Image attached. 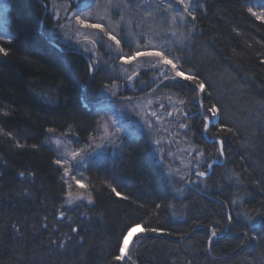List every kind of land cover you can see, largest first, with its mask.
Here are the masks:
<instances>
[{"label": "trees", "instance_id": "1", "mask_svg": "<svg viewBox=\"0 0 264 264\" xmlns=\"http://www.w3.org/2000/svg\"><path fill=\"white\" fill-rule=\"evenodd\" d=\"M5 1L12 39L0 42L9 52L7 57L0 55V110L9 115H0V127L14 139L0 135V264H121L113 256L122 232L146 220L172 235L148 234L135 240L130 251L136 264H264V214L257 215V210L264 213V64L259 62L264 59V21L248 11L259 0H189L202 7L192 9L196 21L186 17L195 28L191 49L183 53L184 68L207 82L211 95L204 97L205 107L216 102L222 110L219 122L238 130V135L220 133L216 125L204 132V113L199 114L193 100V85L161 86L187 101L194 113L196 146L208 163L218 161L204 179L206 190L175 192L144 134L123 138L122 154L112 164L86 170L87 193L94 203L70 209L62 207L66 188L46 143L47 129L62 134L71 124V134L83 145L96 126L103 85L125 83L98 66L91 74L86 51L65 47L59 39L49 42L53 26L45 14L48 0ZM97 51L107 58L103 47L98 45ZM139 80L149 83L143 73ZM61 83L57 104L45 105L38 99V94L57 92L54 86ZM123 96L138 95L124 89ZM213 133L224 139L226 157L218 156ZM16 140L25 146L16 148ZM33 144L38 147L33 149ZM234 170L243 172L244 185L225 178ZM256 180L262 183L254 184ZM236 196L244 203L232 206ZM156 203L161 204L159 210L152 207ZM244 212L252 224L243 218ZM228 215L233 217L231 224ZM213 226L217 238L209 245ZM244 232L249 236L243 237ZM209 248L210 255L205 251Z\"/></svg>", "mask_w": 264, "mask_h": 264}, {"label": "snow or ice", "instance_id": "2", "mask_svg": "<svg viewBox=\"0 0 264 264\" xmlns=\"http://www.w3.org/2000/svg\"><path fill=\"white\" fill-rule=\"evenodd\" d=\"M156 7L159 9L157 12L153 9L152 0H140V2L133 4L132 0H91V2H85L83 5H78L79 11H73L69 6H63V11L65 12L64 19L67 21L69 27H73L75 25L74 31L72 35H66L64 37L65 40L71 41L73 36L81 37L84 41V51H88L87 44L96 45L99 44L101 47L104 46V39L110 41L112 45H115V55H109V60H119L122 64H130L134 61H138L147 68L155 71L156 75L154 77V83L158 81L157 87L160 85H164L166 87H182L181 82H187L189 85H193L194 87L191 89L196 95H194L193 100L199 105V109L204 113L202 115V123L203 130L205 133L209 132L211 126H218V130L220 133H232L234 136L238 135V130L234 129L228 124H223L219 122V115L221 113V108L218 106L216 102H212L210 106L205 107L204 97L210 96L211 92L209 90L207 82L198 74L193 72L191 69L185 70L184 68V57L183 53L191 49V42L194 39L193 37V29L195 25H189L186 21V17H190L192 21H196L197 17L193 12V7L200 8L202 7L200 4L192 5L189 0H175L177 5H181L183 7V13H180L178 10L173 14V9L171 8V4L169 0H155ZM164 5H167L165 7ZM54 9H59V5H54ZM135 7L136 11H140L143 9L142 15L137 18L127 17L126 13ZM248 11L251 15L255 16L256 19L264 21V16L257 15L256 12L252 11L251 8H248ZM113 12H119V19L116 21L115 25H113ZM166 13V15H165ZM57 22L60 21L59 11H56L55 16ZM61 28L64 27L63 24L60 25ZM84 29L86 31H81ZM183 29V31H181ZM124 32L125 35L123 37L120 36V33ZM102 34V35H101ZM239 34V33H237ZM54 33H49L47 39L49 42L58 39ZM0 39H4V37H0ZM10 39V37H9ZM76 44H81V39H76ZM127 44L130 48L128 53L123 51L124 45ZM134 45V47H132ZM113 49L111 45H109L108 52L111 53ZM179 53V54H178ZM94 54V53H93ZM0 55L7 57L9 52L4 48L0 47ZM91 59V57H90ZM261 64H264V59L259 61ZM98 62L93 60L92 65L97 64ZM90 68L93 72L98 71V67ZM139 74L136 71H133L131 75H127L125 73L126 79L131 85L134 80L137 78ZM121 85L115 83H105L101 89L103 92H107L110 96H116L117 91ZM57 89V92H52L51 90L45 94H38V99L43 102L45 105H55L58 103V92L63 90V84L54 86ZM155 91V89H153ZM129 102H131V99ZM169 100L172 98L169 97ZM178 102L180 105H184L185 101L180 99L179 96L176 97V100L173 101V110L167 111V117H172L174 119V113L180 114L181 109L175 106V103ZM154 102L152 100L147 101V106L151 107ZM157 104L161 108H164V105L159 101H156ZM138 107V106H136ZM261 107H264V102H261ZM210 114V115H209ZM0 115L8 116L9 112L0 110ZM144 126L152 132L153 130L159 132L161 129L158 127L160 124H164L166 117H163L156 111H152L150 113H146L145 117H142ZM187 119L186 113H184L183 119H181L176 127L180 130L177 131L175 135L179 136L182 133L186 134V130L188 129V125L184 122ZM155 121V122H153ZM171 122V121H169ZM69 132L62 133L61 136L51 137V142L56 145L59 150L62 145L65 146V151L62 155L58 156L57 159L53 161L59 168L63 169L64 174L61 178L63 183L67 185L68 192L66 195V202L71 205L77 200H84L85 197L83 195L73 196L72 187L73 183L69 182V178L72 182L75 183L81 189H86V185L82 183L79 179L76 178L74 171L72 170L73 165H79L84 163L82 154L83 149L80 151H76L74 149L67 148V142L62 139V137L68 136L72 130L73 125H69ZM166 131L171 135V130L165 127ZM48 133L54 134L56 129L53 127H49L47 129ZM98 134H102V138H106L112 143L117 150H120L123 145L119 143V137L117 136L116 131L112 130V125L108 122H100L97 121L96 126L89 133V140L96 139ZM0 135H6L8 139H14L13 134L10 132H6L2 127H0ZM211 139L213 143L217 145V152L219 157H226V149H225V141L223 138H219L216 133H213ZM157 146V150L159 152L160 147L163 144V140L157 137L154 141ZM16 148H23L25 145L21 144L19 140H16L14 145ZM38 145L33 144L32 148H37ZM186 151V150H185ZM171 155V153H169ZM193 156L196 163L199 164L201 157L204 156L203 152H198L195 149L193 152L188 153ZM242 160L245 158L242 156ZM162 163V161H161ZM217 161L213 160L211 163H208L207 170L205 171H196L195 175L199 178H205L208 176V170L213 169V165L216 164ZM68 165V167H66ZM248 168L245 167L243 172H247ZM243 172L239 170L231 171L226 174V179L230 182L234 183L237 186L244 185L246 178L243 175ZM177 173H179V169H177ZM177 173L166 172L165 175L169 177L175 176ZM31 172L28 173V176H32ZM19 176L21 178L25 177V172H19ZM184 176H180V180H184ZM171 183V181H169ZM191 183V181H189ZM254 184H261V181H253ZM113 192H116V195L121 199H127V197H123L119 192L116 191L115 188H112ZM177 192H182L183 190L180 188L176 189ZM243 204V198L240 196H236L230 203L232 206L237 205V203ZM87 203L89 205L94 203V200L91 197V193H89L87 197ZM141 208L144 207L143 204L139 205ZM155 210H159L161 208V204L156 203L152 206ZM171 207V205H169ZM146 216L148 215L147 210L144 213ZM264 213L259 212L257 210V215H261ZM155 215V212H153ZM243 218L248 221L249 224H252V217L248 212H244L241 214ZM65 213L63 211L60 212V219L64 218ZM229 224H231L233 217L228 215L227 217ZM220 221H215V224H219ZM142 227L144 234H155L157 236H165L172 235L171 232L165 230L164 228L153 226L149 221H144L143 224L137 225L133 224L128 227L126 231L122 232L120 242L117 245L118 254L113 256V260L120 261L121 264H136L135 261L131 258L130 251V236L133 230L136 227ZM200 225H197L199 227ZM15 228V225L13 226ZM230 230V229H229ZM17 233H20L19 229H16ZM72 233H77V228H71ZM188 234L186 233L185 236ZM248 232L243 233V237H248ZM217 238V231L213 226L211 229V235L209 236L208 243L211 245L213 240ZM251 239H256L255 236L250 237ZM69 240L73 239V237H68ZM80 240H83V237H80ZM55 243V241H53ZM59 247L61 249L65 248V242L61 241L59 243ZM240 247H243L241 244ZM206 252L211 254L210 248L205 249Z\"/></svg>", "mask_w": 264, "mask_h": 264}, {"label": "rangeland", "instance_id": "3", "mask_svg": "<svg viewBox=\"0 0 264 264\" xmlns=\"http://www.w3.org/2000/svg\"><path fill=\"white\" fill-rule=\"evenodd\" d=\"M85 2H91V0H48V7H46L45 14L50 16L52 22V32L56 36H58L59 41L61 44L68 48H74L79 51H84V41L81 37L73 36L71 41H67L64 39L66 35H72L75 25L73 27H69L67 21L64 19L65 12L63 11V6H69L73 11H79L78 5H83ZM133 4L140 2V0H132ZM171 4V8L173 9V14L178 10L180 13H183V7L181 5H177L175 0H169ZM153 9L159 12V9L156 7L155 0H152ZM54 5H59V9H54ZM167 7V5H164ZM7 2L5 0H0V37H4V39H0V42H9L12 39V35L9 30L8 18H7ZM252 11L256 12L257 15H264V0H259V2L252 3L251 6ZM59 11L60 21L57 22L55 16L56 11ZM143 13V9L140 11H136L135 7L130 9L127 13V17H137L139 18ZM166 15V13H165ZM119 19V12H113V20L112 23L115 25L116 21ZM186 19V18H185ZM63 24L64 27L61 28L60 25ZM183 29H181L182 31ZM81 31H86L81 29ZM102 35V34H101ZM120 35H125L124 32H121ZM10 37V39H9ZM76 39H81V44H76ZM99 44L92 45L87 44L88 51H86L90 57L91 62L89 61V65H92V61L95 60L98 63L92 65V67H101L103 70H107L109 74L116 77L120 82L121 80L125 83V86H120L116 96H110L107 92H102V101L97 103L101 105L97 112L96 117L97 121L100 122H108L112 125V130L116 131L117 136L120 138L119 143L122 142L123 138H140L143 137L145 134L149 141V148L150 151L153 153L156 164L162 169L164 176L171 181V186L175 187V192L177 188L184 189V188H192L195 190H200L204 192L206 190L204 185L205 178H199L195 175L196 171H205L207 170L208 159L205 155L203 149L196 146L193 137V129H192V119L194 117V113H192L190 109V105L185 101L184 105H180L178 102L175 103V106L181 109L180 114L174 113V119L172 117H167V111L173 110V101L176 100L177 95L164 89L160 85L157 87L158 81L154 83V77L156 75L155 71L146 67V65L134 61L130 64H122L119 60H109V55H115L114 49L115 45H112L110 41L104 39V53L106 55V59H103L102 55L98 54L97 47ZM109 45L113 51L111 53L108 52ZM134 47V45H132ZM125 53L130 51V48H126ZM94 53V54H93ZM133 71H136L138 74L143 73L144 76L149 79L148 85H144L139 80V75L134 80V82L129 85L125 73L127 75H131ZM183 82V81H182ZM122 83V82H121ZM121 85V84H120ZM124 89H128L136 93L138 96L137 98L131 99L129 102L128 97H124ZM147 89V90H145ZM155 89V91H153ZM145 91H149L144 93ZM122 95V96H121ZM171 97L172 99L169 100L168 98ZM180 98V97H179ZM182 99V98H180ZM120 100V101H119ZM152 100L154 103L151 107L147 106V101ZM183 100V99H182ZM159 101L164 105V108H161L159 104L156 103ZM138 106V107H136ZM152 111H156L161 114L163 117H166L165 123L158 125L161 131L157 132L153 130L149 132V130L144 126L142 117L146 116V113H150ZM184 113L187 115V119L184 122L189 126L186 130V134L182 133L181 135H175L177 131H180L176 124L183 119ZM96 121V122H97ZM171 121V122H169ZM155 122V121H153ZM165 127L171 130V135L169 132L164 130ZM54 136H61V134L57 133H48L46 143L51 148L54 153L55 159L58 156L62 155L65 151V146L62 145L61 148L58 150L56 145L51 142V137ZM159 137L163 140V144L157 150V146L154 143L155 139ZM64 141L67 142V148L74 149L76 151H80L83 149L82 158L84 163L79 165H73L72 170L74 171L76 178L79 179L82 183L86 185V170L90 167H93L97 164L103 165H110L112 162H115L122 154V150H117L115 146L110 143V141L106 138H102V134H98L96 139L94 140H87L83 145L77 141V139L70 133L68 136L62 137ZM198 152H203L204 156L201 157L200 163L197 164L193 156L189 155L188 153L193 152V150ZM186 150V151H185ZM171 153V155L169 154ZM162 161V163H161ZM218 162V161H217ZM107 163V164H105ZM57 166V165H56ZM58 167V166H57ZM68 167V165H66ZM59 168V167H58ZM63 177L64 171L63 169L59 168ZM177 169H179V173H177ZM177 173L173 177L166 176V172ZM211 170H208V176ZM184 176V180H180L179 177ZM207 176V177H208ZM191 181V183L189 182ZM69 182L73 183V187L71 189L73 196L76 195H83L85 197L84 200H77L71 205L66 202V195L69 191L67 185L66 188V195L63 202L64 209H70L74 206L78 205H89L87 203V187L86 189H81L75 185L69 178ZM135 229H139V233H143L140 227H136ZM138 234L132 239V241L138 237ZM133 243V242H132Z\"/></svg>", "mask_w": 264, "mask_h": 264}, {"label": "water", "instance_id": "4", "mask_svg": "<svg viewBox=\"0 0 264 264\" xmlns=\"http://www.w3.org/2000/svg\"><path fill=\"white\" fill-rule=\"evenodd\" d=\"M81 55H82V54H81ZM82 56H83V55H82ZM88 66H89V71H90V73L92 74V70H91V68H90L89 63H88ZM200 113H201V110L199 109V114H200ZM144 235H148V234L140 233V234H138V237H136L132 242H134L135 240H137L138 238H140V237H142V236H144ZM132 242L130 243L129 247L131 246Z\"/></svg>", "mask_w": 264, "mask_h": 264}, {"label": "bare ground", "instance_id": "5", "mask_svg": "<svg viewBox=\"0 0 264 264\" xmlns=\"http://www.w3.org/2000/svg\"><path fill=\"white\" fill-rule=\"evenodd\" d=\"M139 233V229H134L131 236H130V241Z\"/></svg>", "mask_w": 264, "mask_h": 264}]
</instances>
